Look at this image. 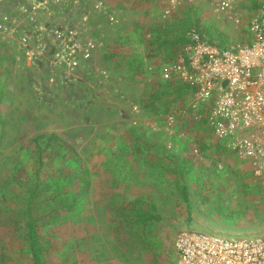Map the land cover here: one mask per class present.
Wrapping results in <instances>:
<instances>
[{"label":"rangeland","instance_id":"rangeland-1","mask_svg":"<svg viewBox=\"0 0 264 264\" xmlns=\"http://www.w3.org/2000/svg\"><path fill=\"white\" fill-rule=\"evenodd\" d=\"M100 1L103 9L96 0L66 9L74 17L89 12L85 33L100 47L72 73L55 69L54 81L46 57L31 67L14 43L0 42V264H33L12 209L44 146L39 183L60 182V193L77 195L73 210L39 221L45 264H177L179 230L264 234V179L192 116L189 93L177 96L160 78L166 50H157L170 39L163 31L181 28L185 17L206 38L239 43L259 0H231L229 8L224 0H182L169 11L167 0ZM104 12L115 15V26ZM168 115H176L172 136L164 130ZM140 203L151 204L155 218L128 222Z\"/></svg>","mask_w":264,"mask_h":264},{"label":"built area","instance_id":"built-area-1","mask_svg":"<svg viewBox=\"0 0 264 264\" xmlns=\"http://www.w3.org/2000/svg\"><path fill=\"white\" fill-rule=\"evenodd\" d=\"M80 0H0V42L16 45L31 67L44 57L52 70L72 73L88 63L100 42L86 35L89 12L68 16L66 9ZM182 0H167L168 11ZM224 0L221 7H230ZM95 5L103 9L102 1ZM108 26L117 19L104 12ZM188 42L159 60L160 78L187 85V109L202 119L212 137L247 162L264 179V0L254 6L244 39L224 45L206 38L195 25L186 31ZM103 72V71H102ZM176 115L166 116L165 132ZM186 131H178L184 137ZM173 249L177 264H264V234L226 237L182 229Z\"/></svg>","mask_w":264,"mask_h":264},{"label":"trees","instance_id":"trees-1","mask_svg":"<svg viewBox=\"0 0 264 264\" xmlns=\"http://www.w3.org/2000/svg\"><path fill=\"white\" fill-rule=\"evenodd\" d=\"M197 26L196 23H191L187 17L181 19L180 26L181 28L174 27L171 30L163 31L167 37L170 39L162 38L161 41L157 43L158 52L160 49H165V54H162V58L165 59L167 55L171 54L175 49L184 43L188 42V38L186 36V31L191 26ZM171 33L172 35L170 36ZM168 82V81H166ZM169 86H173V90L177 96L184 95L188 92V86L177 84L173 82H168ZM0 93V98H1ZM54 136L49 135L44 138L42 142L44 145L46 142L50 141ZM44 148H38L37 151V164L32 167L33 170V178L28 179L24 186V194L21 199V203L13 208L12 211L15 212L17 217L21 221L24 222V231L23 237L25 241L28 243L31 258L33 264H45L42 259L43 248L40 244V234L38 232L39 221L43 215H53L57 216L59 211H71L76 205L77 195L68 194V193H60L59 190L61 188V183L59 182L56 187L51 188V186L47 184H40L39 179V171L41 169V159L43 158V153L45 152ZM83 173H87L86 169L82 170ZM180 176H182L181 171ZM84 184H87V181L84 180ZM178 190L180 195L183 196V199L187 201V189L183 185H178ZM139 203V201H136ZM48 208V212H44L45 209ZM152 208L151 204H148V208L144 209L140 203L131 213L126 215V220L133 224H146L147 222L153 220L155 215L150 210Z\"/></svg>","mask_w":264,"mask_h":264},{"label":"crops","instance_id":"crops-1","mask_svg":"<svg viewBox=\"0 0 264 264\" xmlns=\"http://www.w3.org/2000/svg\"><path fill=\"white\" fill-rule=\"evenodd\" d=\"M218 143H220V142H218ZM220 144H222V143H220ZM223 145V144H222ZM228 152H230L229 150H228ZM232 153V152H231ZM234 154V153H233Z\"/></svg>","mask_w":264,"mask_h":264}]
</instances>
